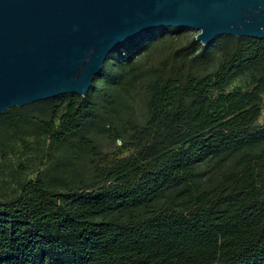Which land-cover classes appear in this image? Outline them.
<instances>
[{"label":"trees","instance_id":"1","mask_svg":"<svg viewBox=\"0 0 264 264\" xmlns=\"http://www.w3.org/2000/svg\"><path fill=\"white\" fill-rule=\"evenodd\" d=\"M263 95L264 38L162 27L5 109L0 264H264Z\"/></svg>","mask_w":264,"mask_h":264},{"label":"water","instance_id":"2","mask_svg":"<svg viewBox=\"0 0 264 264\" xmlns=\"http://www.w3.org/2000/svg\"><path fill=\"white\" fill-rule=\"evenodd\" d=\"M162 27L262 39L264 0H0V113L84 95L112 49Z\"/></svg>","mask_w":264,"mask_h":264},{"label":"rangeland","instance_id":"3","mask_svg":"<svg viewBox=\"0 0 264 264\" xmlns=\"http://www.w3.org/2000/svg\"><path fill=\"white\" fill-rule=\"evenodd\" d=\"M192 33L195 34L196 31L194 30H191ZM243 83V79L242 78H238V79H235L231 85L229 86V89H231L232 87L236 86V85H240ZM258 121L260 123L264 122V95H263V100H262V109H261V114H260V117L258 119Z\"/></svg>","mask_w":264,"mask_h":264}]
</instances>
